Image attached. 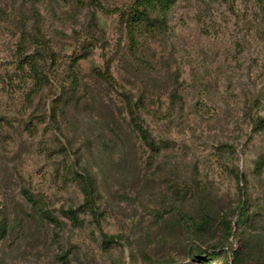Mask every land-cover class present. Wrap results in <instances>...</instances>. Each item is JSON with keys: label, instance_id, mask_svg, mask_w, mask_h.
Returning a JSON list of instances; mask_svg holds the SVG:
<instances>
[{"label": "rangeland", "instance_id": "374dc122", "mask_svg": "<svg viewBox=\"0 0 264 264\" xmlns=\"http://www.w3.org/2000/svg\"><path fill=\"white\" fill-rule=\"evenodd\" d=\"M97 1L0 0V264H200L210 249L223 251L217 264L234 251L264 264V130H252L264 118V0H175L134 47V0ZM107 65L111 84L94 74ZM73 75L74 100L57 104ZM125 94L140 99L157 155ZM82 173L97 226L63 213L82 202Z\"/></svg>", "mask_w": 264, "mask_h": 264}, {"label": "trees", "instance_id": "16d2710c", "mask_svg": "<svg viewBox=\"0 0 264 264\" xmlns=\"http://www.w3.org/2000/svg\"><path fill=\"white\" fill-rule=\"evenodd\" d=\"M96 6L99 7L98 1L93 0ZM175 0H134L131 9L126 15L125 27L128 41L132 47L135 46L139 38H146L156 35L160 32V27L165 24L167 13ZM76 63V60L74 61ZM27 64L30 66V70L33 73V78L35 85H39L42 80L38 76V69L36 65L28 60ZM95 77L105 82L106 84L112 83V77L109 74L108 65L102 70H95ZM69 89L65 98L64 95L59 97L57 104L62 102L70 103L74 100L75 91L78 86V80L76 76H71L69 78ZM122 102L124 104V109L129 121V124L134 132L138 135L141 143L149 150L150 156H155L159 153V148L155 140L151 137L148 130L143 126L142 119L140 117V110L142 109V104L140 99H137L135 102L128 95H123ZM252 130L261 131L264 130V118H254L252 120ZM264 164V158H261L255 165L256 170H260ZM75 184L79 189L82 195L81 204L76 207V209H67L64 211L65 217H67L71 223L75 226H80L81 221L78 219L77 214H87L91 221L98 225V207L97 199L98 192L95 180L93 177L87 173L75 174ZM25 198L32 202L31 197L23 193ZM244 208V201L240 202L239 209ZM41 216L50 224L53 225L55 229H59L58 221L52 218L49 214L44 211H41ZM225 228H228V224L225 225ZM6 233V226L0 216V240L4 237ZM101 242L103 247H108L110 243L113 242V239L101 235ZM198 256L200 264H217L218 261L222 258L223 251L221 249L215 250H203L195 253ZM62 264H66V255L59 257ZM238 254L234 251L232 252V260L230 264H238Z\"/></svg>", "mask_w": 264, "mask_h": 264}]
</instances>
